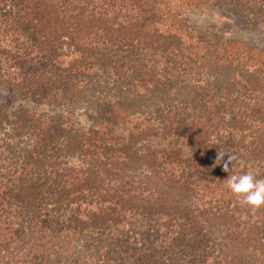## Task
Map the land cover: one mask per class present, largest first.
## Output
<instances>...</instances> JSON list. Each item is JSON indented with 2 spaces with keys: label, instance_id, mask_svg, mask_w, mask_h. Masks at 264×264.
<instances>
[{
  "label": "trees",
  "instance_id": "trees-1",
  "mask_svg": "<svg viewBox=\"0 0 264 264\" xmlns=\"http://www.w3.org/2000/svg\"><path fill=\"white\" fill-rule=\"evenodd\" d=\"M180 8L0 0V264H264V48Z\"/></svg>",
  "mask_w": 264,
  "mask_h": 264
},
{
  "label": "rangeland",
  "instance_id": "rangeland-1",
  "mask_svg": "<svg viewBox=\"0 0 264 264\" xmlns=\"http://www.w3.org/2000/svg\"><path fill=\"white\" fill-rule=\"evenodd\" d=\"M180 12L212 40H236L264 48V24H254L234 8L213 0H174ZM6 90L0 89V96ZM90 113H94L92 110ZM86 114L79 119L85 120Z\"/></svg>",
  "mask_w": 264,
  "mask_h": 264
},
{
  "label": "clouds",
  "instance_id": "clouds-1",
  "mask_svg": "<svg viewBox=\"0 0 264 264\" xmlns=\"http://www.w3.org/2000/svg\"><path fill=\"white\" fill-rule=\"evenodd\" d=\"M224 154L220 152L216 163L223 161ZM237 159L234 155H229L224 161L225 171H230L229 164ZM226 189L251 212H255L264 207V178H257L254 171L249 170L241 175H229L226 178Z\"/></svg>",
  "mask_w": 264,
  "mask_h": 264
}]
</instances>
